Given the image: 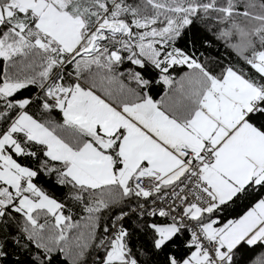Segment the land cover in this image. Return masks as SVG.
<instances>
[{"label": "snow or ice", "instance_id": "snow-or-ice-1", "mask_svg": "<svg viewBox=\"0 0 264 264\" xmlns=\"http://www.w3.org/2000/svg\"><path fill=\"white\" fill-rule=\"evenodd\" d=\"M257 194L264 0H0V264H264Z\"/></svg>", "mask_w": 264, "mask_h": 264}, {"label": "trees", "instance_id": "trees-1", "mask_svg": "<svg viewBox=\"0 0 264 264\" xmlns=\"http://www.w3.org/2000/svg\"><path fill=\"white\" fill-rule=\"evenodd\" d=\"M188 36L190 39L195 37H199V39L201 40H203L205 37H207L208 39H214L211 33L207 32L204 22H199L196 25V30L189 32ZM197 47H199L198 44ZM200 51L204 52L205 56L210 57L212 60H219L221 64H227L229 63V61H231L232 63L239 62V57L235 56V54L230 49H226L223 46L222 42H215L212 48L207 50H205V48H201ZM183 71H187V69L178 70L177 75L181 74ZM152 94L154 98H159L164 94V86L163 85L154 86ZM53 115L54 118L59 119L58 113H54ZM46 186L49 187L50 190L53 191L56 195H59L60 191H62L61 189H58L51 185H46ZM258 198H263V197L257 194V199ZM255 202L256 200L245 201L243 199L237 201L236 203L230 205L223 212V214L220 217L221 221L226 222L228 219L239 218V216L243 215L248 210V208H250ZM73 211L76 210L74 209ZM81 215H83V213H81ZM75 218H79V217H75ZM185 236H187V233L185 234ZM138 242L144 245H148L149 243L147 238L144 237L143 235L139 237ZM53 262L54 264H71V262L68 261L62 254L54 255Z\"/></svg>", "mask_w": 264, "mask_h": 264}, {"label": "crops", "instance_id": "crops-1", "mask_svg": "<svg viewBox=\"0 0 264 264\" xmlns=\"http://www.w3.org/2000/svg\"><path fill=\"white\" fill-rule=\"evenodd\" d=\"M264 198V197H263Z\"/></svg>", "mask_w": 264, "mask_h": 264}]
</instances>
